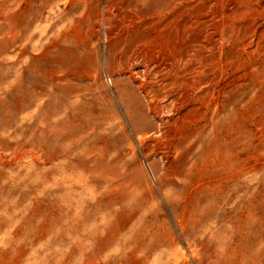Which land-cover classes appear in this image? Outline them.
Here are the masks:
<instances>
[{"label":"rangeland","instance_id":"obj_1","mask_svg":"<svg viewBox=\"0 0 264 264\" xmlns=\"http://www.w3.org/2000/svg\"><path fill=\"white\" fill-rule=\"evenodd\" d=\"M0 264H264V0H0Z\"/></svg>","mask_w":264,"mask_h":264},{"label":"bare ground","instance_id":"obj_2","mask_svg":"<svg viewBox=\"0 0 264 264\" xmlns=\"http://www.w3.org/2000/svg\"><path fill=\"white\" fill-rule=\"evenodd\" d=\"M110 29V28H109ZM116 35V34H115ZM123 42V41H122ZM124 44V43H123Z\"/></svg>","mask_w":264,"mask_h":264}]
</instances>
